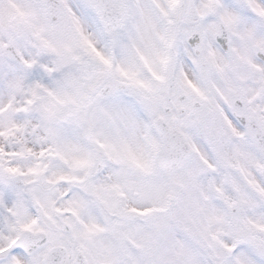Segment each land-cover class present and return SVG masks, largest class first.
I'll list each match as a JSON object with an SVG mask.
<instances>
[{
	"label": "snow or ice",
	"instance_id": "1",
	"mask_svg": "<svg viewBox=\"0 0 264 264\" xmlns=\"http://www.w3.org/2000/svg\"><path fill=\"white\" fill-rule=\"evenodd\" d=\"M185 195L174 264H264V0H0V264Z\"/></svg>",
	"mask_w": 264,
	"mask_h": 264
},
{
	"label": "flooded vegetation",
	"instance_id": "2",
	"mask_svg": "<svg viewBox=\"0 0 264 264\" xmlns=\"http://www.w3.org/2000/svg\"><path fill=\"white\" fill-rule=\"evenodd\" d=\"M161 175L165 183L170 181L168 175L162 172ZM179 200H173L170 209L178 205ZM159 228L160 231L156 225H125L111 234L110 240L101 247L111 253L113 264H168L167 231L163 226ZM153 233L160 234L159 241L152 240Z\"/></svg>",
	"mask_w": 264,
	"mask_h": 264
},
{
	"label": "rangeland",
	"instance_id": "3",
	"mask_svg": "<svg viewBox=\"0 0 264 264\" xmlns=\"http://www.w3.org/2000/svg\"><path fill=\"white\" fill-rule=\"evenodd\" d=\"M156 182L158 184L165 183V180L161 174L156 178ZM187 204H188V198L185 195L178 201V205H176L175 207H172L167 212H164L163 214L160 213L156 217L137 218L136 223H129L127 225H132V224L156 225L158 228V231H160L159 227L163 226V230L167 231L168 258H169L168 264H174V261L176 259V252L181 248L183 241L182 240L178 241L173 233L178 232L180 233L181 236L186 235L183 232V229L185 228L186 225L191 223V220L188 216ZM152 240L159 241L160 234L156 235L155 233H153Z\"/></svg>",
	"mask_w": 264,
	"mask_h": 264
},
{
	"label": "water",
	"instance_id": "4",
	"mask_svg": "<svg viewBox=\"0 0 264 264\" xmlns=\"http://www.w3.org/2000/svg\"><path fill=\"white\" fill-rule=\"evenodd\" d=\"M166 173V172H165ZM167 174V173H166Z\"/></svg>",
	"mask_w": 264,
	"mask_h": 264
}]
</instances>
